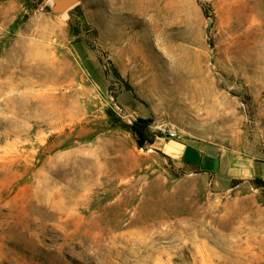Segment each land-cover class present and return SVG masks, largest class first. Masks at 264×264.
<instances>
[{"label": "rangeland", "instance_id": "1", "mask_svg": "<svg viewBox=\"0 0 264 264\" xmlns=\"http://www.w3.org/2000/svg\"><path fill=\"white\" fill-rule=\"evenodd\" d=\"M56 6L0 0V264H264V0Z\"/></svg>", "mask_w": 264, "mask_h": 264}, {"label": "crops", "instance_id": "2", "mask_svg": "<svg viewBox=\"0 0 264 264\" xmlns=\"http://www.w3.org/2000/svg\"><path fill=\"white\" fill-rule=\"evenodd\" d=\"M194 151L195 154H192L191 156L189 155V151L184 152L183 156H185L186 160L188 162H190L191 164L198 166V167H202V165L200 164V162L198 161V155H201L203 158H205L206 156L209 158V161H207L206 165L207 166H213L215 161L213 159V157H216V153L212 152L211 149H209L208 147H192L190 149V151ZM213 169L211 168V170H207V171H212ZM251 218V223L252 226L254 225L253 228H255L261 236H264V206L258 207L257 211L254 212Z\"/></svg>", "mask_w": 264, "mask_h": 264}, {"label": "trees", "instance_id": "3", "mask_svg": "<svg viewBox=\"0 0 264 264\" xmlns=\"http://www.w3.org/2000/svg\"><path fill=\"white\" fill-rule=\"evenodd\" d=\"M131 131L138 136V144L143 146L146 141H149L148 122L140 120L130 127Z\"/></svg>", "mask_w": 264, "mask_h": 264}, {"label": "water", "instance_id": "4", "mask_svg": "<svg viewBox=\"0 0 264 264\" xmlns=\"http://www.w3.org/2000/svg\"><path fill=\"white\" fill-rule=\"evenodd\" d=\"M56 1V10L61 11L70 7L76 0H55Z\"/></svg>", "mask_w": 264, "mask_h": 264}]
</instances>
